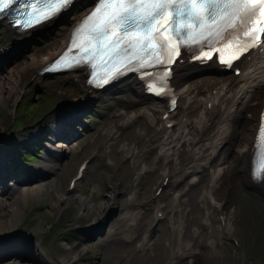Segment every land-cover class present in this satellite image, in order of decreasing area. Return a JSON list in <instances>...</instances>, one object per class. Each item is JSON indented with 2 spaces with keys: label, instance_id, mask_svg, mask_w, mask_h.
Returning a JSON list of instances; mask_svg holds the SVG:
<instances>
[{
  "label": "rangeland",
  "instance_id": "374dc122",
  "mask_svg": "<svg viewBox=\"0 0 264 264\" xmlns=\"http://www.w3.org/2000/svg\"><path fill=\"white\" fill-rule=\"evenodd\" d=\"M61 25L56 28V31L45 34L44 39L37 37V44H31L28 45L27 49H22L20 57L29 55L33 51H40L48 46L59 28L62 27L61 29H63L64 24ZM10 39L8 26L1 22L0 48H9ZM17 57L0 63V86L3 84L4 77L8 79L9 74L21 67V58ZM196 72L197 70H193L191 73ZM202 72L198 71L197 73ZM36 74L35 69L32 68L26 69L21 74L23 89L14 107L10 108L9 104L0 105V135L3 136L8 133L19 138L22 132L34 129L33 134H36V132L44 131L43 127H48V130L51 131L54 128L53 116L56 108L59 107L62 111L63 96L76 93L81 96L84 95L81 93L82 89L76 86L73 73L44 77L39 85H33L31 81ZM188 76L186 83L188 82L189 86L194 85L195 81L198 80L197 77ZM226 76L228 75L222 74L223 78ZM116 89L94 93L96 102L93 101L91 109L80 116L86 125L85 128L82 129L77 124L75 125L79 132L78 136L69 134L66 142L60 139L62 137L56 140L47 136L52 140L50 144L47 139L41 138L39 144H34L29 149L27 147L23 156L21 154L18 156L15 147L12 145L0 148L3 155L10 152L13 154L11 160H19L18 167L28 170L24 172L25 175L21 176L22 179L28 181L35 178L44 179L50 175L51 172L47 173L43 172L44 169L41 171L39 169L47 165V149L54 150L51 151L49 157L54 155L60 165L56 174H58L61 189L66 194V198L63 197L65 201L60 206L53 204L47 197L34 196L27 199L18 217L15 226L16 232L11 236L18 241L24 238L26 241L23 240L22 243L25 245L19 249L2 248L0 250V262L6 258H15V254L18 253L22 255V259L26 257L34 261L35 258H40V261L37 260L38 264H41V261L47 262L44 264H70L66 262V259L70 257L71 248L82 246L84 249V254L80 257L82 264H169L177 245L175 236L168 227V208L172 199L177 195L179 214L180 216L185 214L186 220L179 247L183 251V247L188 245L189 250H194L197 254L194 257L184 256L182 259L174 260L173 263L264 264V195L259 192L257 186L252 188L246 184V187H243L242 196L237 197L234 190L229 192L228 187L225 186L230 181L229 179H236L241 174L242 169L239 161L236 162L235 151L240 148L239 146H242L240 143H245L253 135L256 120L254 119L245 126L234 125L232 134L227 138L229 145L227 144L224 150L219 149L208 165L209 169L214 171L218 168V161H222V167L228 169L221 178L220 186H218L223 192L216 193L215 199L217 203L222 205V217L227 218L230 212L235 213L237 218L232 223V231L228 236L221 234L220 237H222L219 242L214 240L218 235L217 231L214 230L211 233L204 228L198 230V236L194 239L191 230L201 224L206 212L200 208L197 201L201 192L206 189V184L202 181L205 174L200 172L195 175L198 180L195 181L194 186L189 182L191 181L189 177L176 183L175 177L183 176L184 171L188 169L187 165L192 162L191 158L188 157L189 154L183 152L180 154L181 157L177 165L167 167L166 171L169 176H173L172 179L169 180L170 178H168L162 182L161 172L166 167L161 164V159L157 156L156 144H151L158 129L157 119H159L160 114L155 116L156 121L153 127H150L142 119L133 127L130 126L131 123H126L140 113L150 111L152 106H157V102L148 96L137 100L133 91L122 89L116 92ZM7 94L9 93L5 90L2 91L0 98ZM1 101L0 99V103ZM82 110L80 109L77 114L79 115ZM63 112L68 116L70 115L68 110ZM77 121L78 116L75 117L74 123ZM214 121L216 122L217 119ZM213 129L209 132L207 128L204 135L211 134ZM1 139L4 140V138ZM68 141H72L71 144H73L69 147L79 146L75 155L70 156L64 152L55 151L59 144L67 145ZM125 145L131 152L143 148L145 145L148 146V152L143 162L138 166L130 167V155L126 157ZM21 151H24V148ZM26 153L35 155L36 159L26 158ZM84 162L87 163V166L77 191L79 199H88L93 204H101L107 194L113 191L112 188L115 184L118 188V193L114 194L115 198L109 204L111 206L104 217L94 218L86 212H82L76 193L73 194L72 190L69 191V183L72 177ZM141 169H144L146 174L138 177L143 172H140ZM33 170L34 172H32ZM168 182L170 184L167 186L166 183ZM9 183L8 179L1 177L0 196L5 194V189H12L17 181L13 180L10 185ZM163 186L165 187L161 190ZM134 189H137L135 191L136 196L130 205L131 201L129 200L132 199L128 196ZM159 191H162L160 195ZM224 194H227V197ZM0 198L5 200L7 197ZM154 198L156 201H152ZM156 202L161 207V213H157L158 218L163 220L160 223L154 221L156 216L154 210L141 211L137 222L133 224L134 227L131 226V229L135 230V239L128 242L122 233L123 230H129L122 218L124 210L137 212L140 207ZM205 209L214 213V209L211 210L210 205H207ZM174 220H178V214L174 215ZM218 221L219 216L214 221L213 227L215 229L218 228ZM90 222H98L96 223L97 227L94 226L91 230H85L82 234L78 233L79 228L91 226ZM149 225H151L150 229H148ZM117 227H120L119 232L116 231ZM101 231H104L103 236L98 237ZM146 231L148 234L145 236L147 237L146 241H144ZM95 236L98 238L94 242H82V240H90ZM210 242H213V245H210ZM143 244L147 247L144 252H141L140 247ZM23 249L24 252L16 251ZM34 249L38 254L33 251ZM32 251L36 255L35 258L31 254Z\"/></svg>",
  "mask_w": 264,
  "mask_h": 264
},
{
  "label": "bare ground",
  "instance_id": "6f19581e",
  "mask_svg": "<svg viewBox=\"0 0 264 264\" xmlns=\"http://www.w3.org/2000/svg\"><path fill=\"white\" fill-rule=\"evenodd\" d=\"M90 2L91 0H84L61 23L53 25L38 37L44 38L45 34H50L56 31V28L60 27L61 24H64L63 29H61V27L56 32V34L54 33L56 36H53L54 39L52 42H50L48 46L44 47V49L37 52L33 51L29 55L20 57L22 54L20 53L21 50L27 49L28 45H31V41L23 48L18 50L15 54L4 60L8 61L18 56L17 58H21L22 62L21 67L8 75V79L7 77H4L3 84L0 86V95L4 90L9 94L3 98H0L2 100L0 105L2 104L3 106L9 104L10 108L15 106L18 96L23 89L21 86V74L26 69H35L37 74L33 76L34 79L31 82L33 85L40 84V81L44 77L39 76L38 72L49 65L65 49L75 25L90 11ZM9 33L12 36L10 41H17L18 37H16L14 33L12 34L11 30ZM234 69L240 70L239 75L233 74ZM193 70H197V72H203L191 73ZM173 71L172 85L175 88V93L178 97L177 108L169 112L168 104L166 101L161 100L156 103L157 106H152L150 111H144L138 116H135L129 120L127 119L128 121L126 123H131L130 126L133 127L135 123L142 119L150 127H153L156 121L155 116L158 113L160 114L159 119H157L159 131L157 129L155 138L151 144H156L155 148L158 150L157 156L161 159V164L166 167L161 172L162 182H165V179L168 178H170L169 180L172 179L173 176H169L168 172L166 171L167 167L171 165H177L181 157L180 154L187 152L189 154L187 155L191 158L192 162L187 165L188 169L184 171L183 176H179L177 178L175 177V182H182L185 178L189 177L191 179L189 182H191L192 186H194L196 184L195 181L198 180L195 175L201 172L205 174V178L202 181L206 184V189L201 192L200 197L197 200L200 208H203L206 212L201 224L195 226L191 230L192 238L195 239L198 236V230L205 228L211 233L214 230L217 231L218 235L214 240L220 242L222 237H220V235L224 234L228 236L230 231H232V223L237 217L235 216L234 212H230L227 218L222 217V205L217 203L215 199L216 193L220 194V192H223L221 187L218 186H220L219 183L222 180L221 178L223 175H225L226 170L228 169L222 167V161H218V168L214 171H211L212 169L210 170L208 165L212 162L213 157L218 152V150H224L225 146L228 144L227 138L232 134L234 125H249L251 121L255 119L256 126L253 130V135L248 138L245 143H240L242 146H239L240 148H237L235 151L237 155L236 162L239 161L242 169L241 174L236 179H229L230 181H228L227 185L224 184L228 187L229 192L234 190L236 192L235 194H237V197L242 196L244 184L251 181L249 180L252 155L251 149L254 142V136L257 131L259 114L264 107V45L262 46V50L255 51L249 54L247 57L242 58L233 68H231L229 71H224V73L218 70L213 61L209 62L205 66H199L196 63H189L188 59H183L182 62H177L173 67ZM222 74L228 76L223 78ZM188 75L197 77L198 80L195 81L194 85L189 86V84H187L188 82L186 83ZM73 78L76 82V86L79 87V89H82L81 93L84 95L81 96L76 93L73 95L66 94L63 96L64 104L61 110H68L70 114L69 117L72 118V123L75 122V117L78 116V111L83 109L79 104V100L83 97L88 100L87 102H90V100L94 99V92L90 93L89 89L84 86L86 79L85 75H83L81 72H75L73 74ZM124 83L125 85H123ZM124 83L122 84L123 86L121 85V88L124 91H133L137 100L145 97V88L142 84H139L137 80L130 78ZM165 115H167V117L164 119ZM215 119H217L216 122L214 121ZM207 128L209 129V132L213 128L214 129L211 134L209 133L204 135L207 131ZM37 137L38 136H31V140H37ZM71 142L72 141H70L67 145L59 144L55 148V151L64 152L70 156L75 155L79 150V146L69 147L70 145H73ZM50 143H52V141H49V144ZM223 144L225 145L222 148ZM143 148L135 149L133 152H131L130 149H127V146L125 147L126 157L130 155V167L138 166L141 162H143V159L148 152V146L145 145ZM51 151L54 150L49 148L47 149V165L44 167L42 166L39 169L40 171L44 169L43 172H51L50 175L47 176L49 178L46 177L40 180L35 178L33 180H29L30 183L26 185L27 180L22 179L20 176L18 177V181L24 182V185L15 183V185L12 186V189H5V194L0 196L2 198H8H5V200H1L0 198V244L1 236H4L8 231H10V229H13L16 226L23 204L27 201V199L34 196L47 197L53 204L57 206H60L65 201L66 194L62 191L58 174H56L60 168V165L57 163L54 155H52L51 158L49 157ZM4 156L11 160L13 154L8 152V154L5 153ZM78 170H76L75 175L72 177L69 183V191L72 190L73 194L76 193V196L82 181V178L80 180L77 179ZM140 172L142 173L139 174L138 177L146 174L144 169H141ZM9 182L13 183V177L9 179ZM169 184L170 182L166 183L167 186ZM257 185H262L261 192L264 195V180L257 183ZM165 186H163L161 190ZM112 190L113 191L111 193L107 194L103 203L101 204H93L90 200L79 199V196H77L79 199L78 203L80 210L82 212H86L89 216L94 218L104 217V215H106L105 213L111 206L109 204L115 198L114 194L118 193L116 184ZM136 190L134 189L133 192L128 196L132 199L129 200L131 201L129 203L130 205L134 202ZM161 192L162 191L159 192V195ZM225 196L227 197V194ZM152 201H156V198H154ZM207 205L211 206V210L214 209V213L205 209ZM160 209V205L158 202H156L154 204L149 203L148 205L146 204L140 207L137 212L124 210L122 218L125 220V224L127 225L126 227H129V230H123L122 233L127 241L132 242L135 239V230L131 229V226L134 227L133 224L137 222L141 211L154 210L156 214L154 221H156V223H160L163 220L162 218L159 219L157 215V213H161ZM168 211L169 219L166 220L168 221V227L175 236L177 245L176 251L172 253L173 258L169 264H175L173 263L174 260L182 259L184 256L194 257L197 253L194 250H189L188 245L183 247V251L179 247L181 245V236L185 229L184 225L186 220L185 214L182 216L179 214L180 210L178 208L177 195H175V197L172 199V203L169 206ZM176 214H178L177 221L174 220V215ZM218 216V228L215 229L213 227L215 224L214 221L216 217L218 218ZM151 225L148 226V229H150ZM116 231L119 232L120 227H117ZM147 232L148 231H146L144 234V237L148 234ZM146 238L147 237L144 238V241H146ZM23 240L26 241L24 238ZM8 241L11 242L18 240L10 237L2 242L5 244ZM6 245H4V247H7ZM210 245H213V242H210ZM146 247L143 244L140 247V251L144 252ZM1 249L2 248H0V250ZM33 251L38 254L36 249ZM33 251L31 254H33V257L35 258L36 255ZM83 254L84 249H82V246H75L71 248L70 257L66 259V262H69L70 264H82L80 257ZM14 257L15 258H6L1 260L2 262H0V264H29L26 262L38 264L37 260L40 261V258H35L34 261L31 259L30 261L23 262L21 258L16 256ZM45 262L41 261V264H44Z\"/></svg>",
  "mask_w": 264,
  "mask_h": 264
},
{
  "label": "snow or ice",
  "instance_id": "6c2138e0",
  "mask_svg": "<svg viewBox=\"0 0 264 264\" xmlns=\"http://www.w3.org/2000/svg\"><path fill=\"white\" fill-rule=\"evenodd\" d=\"M15 3L16 0H0V14L9 11ZM37 3L58 5L45 14L41 20L44 22L70 6L72 0H37ZM255 5H264V0H98L95 10L75 30L69 48L45 71L65 70L57 68V65L70 56L77 34L94 18L95 23L88 35L95 42V52L82 48L71 56L65 68L81 65L92 67V61L102 55H106L109 62L125 58L126 63L112 75L114 79L126 71H144L162 65L170 69L184 48H196L199 55L195 59H201L205 55V48L213 49L218 44H231L241 36L253 35L249 26L257 16V9L249 6ZM165 14L169 16L168 27L177 42L174 57L169 51L170 46L160 39L163 33L154 29L155 23ZM30 15L26 9L23 19L16 21L17 26L26 27ZM180 24L184 27H177ZM193 27L198 30L196 33L189 32ZM261 32L264 33V28H261ZM189 36L191 42H188ZM249 50L244 49L240 55ZM168 75L170 72L165 70L163 78L166 79ZM164 91V88H160L156 94H163ZM253 176L257 180H264V154L259 158Z\"/></svg>",
  "mask_w": 264,
  "mask_h": 264
},
{
  "label": "clouds",
  "instance_id": "9594fccd",
  "mask_svg": "<svg viewBox=\"0 0 264 264\" xmlns=\"http://www.w3.org/2000/svg\"><path fill=\"white\" fill-rule=\"evenodd\" d=\"M36 41V40H35ZM32 42H34V41H32ZM37 42V41H36ZM8 58V57H7ZM53 117H55V116H53ZM63 119L65 120L66 118L65 117H63ZM36 136H38V135H36ZM78 136V135H77ZM14 137V135H3V136H0V148H2V147H5V146H11V145H13V144H11V139ZM25 137H26V139H25ZM39 137V139L41 140V138H44V139H46L47 138V135H43V136H38ZM55 137H58V136H55ZM1 138H4V140H2ZM24 142H23V145H24V147H22V146H18V147H16L15 149H16V151H17V153L20 155H22V154H24L25 153V149L28 147V149L32 146V145H34V144H36L35 142H36V140H31V136L29 137V136H27V135H25L24 136ZM60 139H62V140H64L63 138H60ZM65 141H67V139L65 140ZM70 141H68V143H69ZM46 146V145H45ZM22 148H24V151H21V149ZM21 151V152H20ZM1 153V152H0ZM3 154V153H2ZM27 154V153H26ZM26 157L28 156V154L27 155H25ZM32 156H34L35 157V155H32ZM33 158V157H32ZM35 159H36V157H35ZM36 169V168H35ZM34 169V170H35ZM34 170L32 171V172H34ZM31 172V173H32ZM10 179V178H9ZM8 179V180H9ZM1 180V179H0ZM13 180H15V181H17V182H19L18 181V177L17 178H13ZM97 225V224H96ZM96 225H93L91 228H90V230L94 227V226H96ZM97 227V226H96ZM99 227V226H98ZM101 232H103L104 233V231H101ZM100 232V233H101ZM100 233L98 234V237H102L103 236V234H102V236H100ZM81 234V233H80ZM97 237V238H98ZM6 244H8V243H2L1 242V244H0V248H4V245H6ZM28 244V243H27ZM25 244H19V246H16V245H12V244H10V245H6L8 248H10V249H19V248H21L22 246H24Z\"/></svg>",
  "mask_w": 264,
  "mask_h": 264
},
{
  "label": "water",
  "instance_id": "95a60500",
  "mask_svg": "<svg viewBox=\"0 0 264 264\" xmlns=\"http://www.w3.org/2000/svg\"><path fill=\"white\" fill-rule=\"evenodd\" d=\"M42 39H44V38H42ZM31 44H37V42L36 41H34V42H32ZM58 113H59V111L58 110H55V114H54V120H55V122H56V124L59 126L60 124H62L63 123V121H64V119H63V117H59V115H58ZM47 178H49V177H47ZM18 184H20V185H24V182H17ZM30 182L27 180V182H26V185L27 184H29ZM90 228H91V226H86V227H82V228H79L78 229V233H83L85 230H90ZM102 234H103V232H101L100 233V236H102ZM97 239V237L95 236V237H93L92 239H90V240H82V242L83 243H91V242H94L95 240ZM17 252L19 251V252H24V250H16ZM16 255V257H18V258H21V260H26V261H30L31 259H29V258H26V257H24L23 259H22V255H20V254H18V253H16L15 254Z\"/></svg>",
  "mask_w": 264,
  "mask_h": 264
},
{
  "label": "trees",
  "instance_id": "16d2710c",
  "mask_svg": "<svg viewBox=\"0 0 264 264\" xmlns=\"http://www.w3.org/2000/svg\"><path fill=\"white\" fill-rule=\"evenodd\" d=\"M33 157V158H32ZM27 158H31L32 160H35V157L32 155H28Z\"/></svg>",
  "mask_w": 264,
  "mask_h": 264
}]
</instances>
